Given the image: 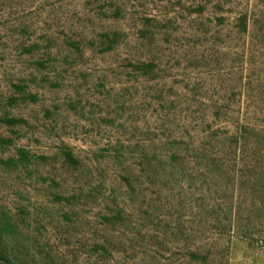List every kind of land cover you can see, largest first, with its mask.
I'll use <instances>...</instances> for the list:
<instances>
[{
    "label": "rangeland",
    "instance_id": "1",
    "mask_svg": "<svg viewBox=\"0 0 264 264\" xmlns=\"http://www.w3.org/2000/svg\"><path fill=\"white\" fill-rule=\"evenodd\" d=\"M6 256L264 264V0H0Z\"/></svg>",
    "mask_w": 264,
    "mask_h": 264
},
{
    "label": "trees",
    "instance_id": "2",
    "mask_svg": "<svg viewBox=\"0 0 264 264\" xmlns=\"http://www.w3.org/2000/svg\"><path fill=\"white\" fill-rule=\"evenodd\" d=\"M3 254H5V253L3 252ZM5 255H7V254H5ZM5 259H6L7 263L11 264V263L9 262V259L7 258V256H6Z\"/></svg>",
    "mask_w": 264,
    "mask_h": 264
}]
</instances>
